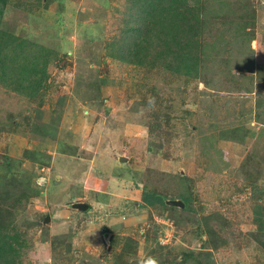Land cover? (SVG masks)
I'll return each instance as SVG.
<instances>
[{
  "label": "rangeland",
  "instance_id": "rangeland-1",
  "mask_svg": "<svg viewBox=\"0 0 264 264\" xmlns=\"http://www.w3.org/2000/svg\"><path fill=\"white\" fill-rule=\"evenodd\" d=\"M199 1L185 79L119 52L129 0H0V35L43 70L29 96L0 69L10 264H264V0Z\"/></svg>",
  "mask_w": 264,
  "mask_h": 264
},
{
  "label": "trees",
  "instance_id": "trees-1",
  "mask_svg": "<svg viewBox=\"0 0 264 264\" xmlns=\"http://www.w3.org/2000/svg\"><path fill=\"white\" fill-rule=\"evenodd\" d=\"M189 2H193L190 7ZM199 0H129L130 18L122 23L120 47L130 48L144 43L150 50H159L162 65L185 79H196L203 42L198 12ZM203 38V37H202ZM16 43L14 47L13 43ZM23 41L8 33L0 35V69L6 67L5 81L15 91L27 90L29 96H36L40 87L38 67L39 55L25 53ZM138 48V47H137ZM139 49V48H138ZM11 61V63H10ZM10 67V68H9ZM40 72V73H38ZM6 74V73H5ZM252 196L261 195L264 189L252 191ZM259 208V207H258ZM256 209L253 220L264 230V211ZM264 209V207H263ZM261 211V212H259ZM0 230V264H10L9 241Z\"/></svg>",
  "mask_w": 264,
  "mask_h": 264
},
{
  "label": "water",
  "instance_id": "water-1",
  "mask_svg": "<svg viewBox=\"0 0 264 264\" xmlns=\"http://www.w3.org/2000/svg\"><path fill=\"white\" fill-rule=\"evenodd\" d=\"M123 160L124 158L121 157V161ZM167 203L169 205L178 206V207H183V204H184L183 201L179 199H169L167 200ZM86 206H87L86 203H81V202H76L72 204V207L77 208V209H84ZM48 220H49V217H46L45 221H48Z\"/></svg>",
  "mask_w": 264,
  "mask_h": 264
}]
</instances>
